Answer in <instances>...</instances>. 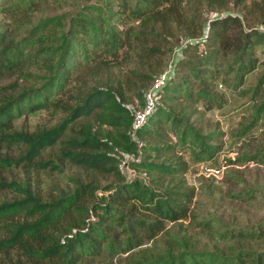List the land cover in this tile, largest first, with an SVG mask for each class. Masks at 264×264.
Returning a JSON list of instances; mask_svg holds the SVG:
<instances>
[{
  "label": "trees",
  "instance_id": "trees-1",
  "mask_svg": "<svg viewBox=\"0 0 264 264\" xmlns=\"http://www.w3.org/2000/svg\"><path fill=\"white\" fill-rule=\"evenodd\" d=\"M40 2L0 0V171L19 165L60 170L58 160L67 158L113 180L99 186L72 177V186L43 198L25 180L0 174V189L14 193L0 200V264H120L121 257L124 264H264V245L251 244H264V222L195 218L194 191L182 176L188 163L174 150L185 146L199 161L220 148L210 142L218 132H201L191 119L199 101L205 109L222 105L218 78L253 102L251 119L238 135L264 119V0H122L119 23L114 10L96 2L82 0L74 11L44 16L35 14ZM205 24L203 39L182 47L174 74L160 87L135 139L124 105L131 100L112 67L124 65V90L140 106L172 49L202 36ZM259 65L256 82L242 88ZM184 66L188 70L179 72ZM47 108L65 114L47 128L12 127L15 119ZM77 118L86 121L65 136ZM57 143V160L37 158ZM124 154L134 171L129 179L118 165ZM235 159L264 163V148ZM250 192L231 196L245 199ZM188 218L222 245L197 247L187 234L166 230L167 222ZM163 232V246L143 245Z\"/></svg>",
  "mask_w": 264,
  "mask_h": 264
},
{
  "label": "rangeland",
  "instance_id": "rangeland-1",
  "mask_svg": "<svg viewBox=\"0 0 264 264\" xmlns=\"http://www.w3.org/2000/svg\"><path fill=\"white\" fill-rule=\"evenodd\" d=\"M88 1L102 4L105 7L109 6L110 10L116 12L114 19L116 23H119V20L124 18V11L121 8L122 0ZM81 2L82 0H41L37 5L35 14L44 16L71 12L79 8ZM255 53L258 54L259 58L263 56L257 49ZM170 55L168 58L166 57L167 62L170 59ZM261 69L262 67L259 65L247 73L241 87L246 88L253 85ZM81 70V73H86L83 68ZM187 70L188 68L184 66L179 69V72H186ZM110 73L122 83V90L127 99L126 101L136 100L134 98L135 94L124 90V65L119 64L112 67ZM9 80L8 78L5 79L3 83ZM218 83H222V85L218 86ZM215 89L219 94H222V105L217 106L213 104L211 108L205 109L202 102L199 101L196 107L197 112L191 116V119L201 129V132H218V138L209 141H217L216 143L219 144L220 148L208 160L199 161H193L191 152L187 147L177 145L174 148L182 159L188 163L182 176L186 182V186L192 188L194 191L191 211L195 213V218L197 219H203L207 216L217 217L221 222L228 225H245L258 221L264 222V163L257 160L236 161L235 159L236 156H240L241 154H251L257 150H263L264 119L257 120L247 132L243 135H238L242 126L251 119L252 110L250 108L253 102L247 94L240 95L239 92L230 90L220 78L216 80ZM258 99L256 98L255 100ZM131 101H128L127 104H131ZM173 103L175 104L176 102L174 101ZM64 114V111L53 108L38 109L12 121V127L28 131L42 127L47 128L59 122ZM85 121L86 118L73 120L70 123L71 125L65 129L64 135H72L71 129H78L79 125ZM164 133L169 137L170 141L173 142L175 140V137L171 135V131L165 130ZM154 139H157V137ZM148 141L151 142L153 140L148 139ZM58 146L59 144L57 143L46 148L37 158L45 159L52 157L56 159V156H58ZM227 159L232 160V162L229 163ZM58 161H60V170L37 169L34 165H19L1 169L0 174L5 179L15 178L18 181L25 180L30 189L37 192L43 198L49 194H55L57 189L72 186V177L79 178L82 181L92 179L99 186L108 184L113 180V176L110 173L89 172L71 163L67 158L59 159ZM126 163L123 156L122 161L118 164L120 172L124 177L126 170L132 169ZM199 164L208 166L223 165L224 167L217 176H206L199 173ZM247 190H251L250 197H246L245 199L231 196V194ZM13 194V192L6 188L0 189V200L8 199ZM166 230H176L179 233L187 234L190 239L194 240L193 243L197 247L213 248L214 246L222 245L221 241H215L216 238L211 233L196 227L191 218L178 221L177 223L167 222ZM165 234L164 232L159 233L153 242H145L143 245L151 246L152 248L163 246L166 239ZM251 244L253 246L256 245L258 248L264 245L263 242H253ZM12 254H15V252H12ZM124 261L125 259L121 257L120 264H124Z\"/></svg>",
  "mask_w": 264,
  "mask_h": 264
},
{
  "label": "built area",
  "instance_id": "built-area-1",
  "mask_svg": "<svg viewBox=\"0 0 264 264\" xmlns=\"http://www.w3.org/2000/svg\"><path fill=\"white\" fill-rule=\"evenodd\" d=\"M213 15V12H208V14H206L207 17ZM203 31L204 34H202V36H200L199 38L184 40L181 44L172 49L170 59L168 60L166 67L154 77V80L152 81L150 86L144 90L142 105H137L136 100H134L135 102H130L131 104H127V102L124 103V105L130 110L132 114L131 133H133V137L135 139V130L142 125V123L147 119V116L155 109L160 87L166 82L167 79H169L174 74L175 62L178 58L181 57L182 47L187 42L194 43L196 41H201L205 36L206 24ZM218 86H220V83H218ZM124 158H127L126 154H124ZM222 168L223 165L208 166L205 164H199V173L206 176H217V174L221 172ZM133 173V169H127L125 177L129 179Z\"/></svg>",
  "mask_w": 264,
  "mask_h": 264
}]
</instances>
